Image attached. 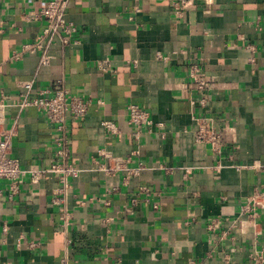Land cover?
<instances>
[{
	"label": "crops",
	"instance_id": "1",
	"mask_svg": "<svg viewBox=\"0 0 264 264\" xmlns=\"http://www.w3.org/2000/svg\"><path fill=\"white\" fill-rule=\"evenodd\" d=\"M46 1L0 0L4 126L17 121L12 155L23 165H48L55 156L54 125L36 107L20 112L16 103L22 81L33 80V96L65 76L73 93L94 101L71 126L72 155L83 171L71 181L68 229L61 219L65 206L52 201L58 182L51 175L39 183L25 180L14 200L0 201V264H59L65 256L70 264H225L221 254L209 255L213 238L231 264H251L256 231L242 206L264 192V171L235 165L264 163V0H197L180 18L170 0H69L67 15L81 29V43L53 52L48 66H40V53L14 59L45 25L26 20L24 12ZM104 58L117 72L97 69L95 61ZM194 64L210 81L204 93L192 82ZM201 97L207 105L192 104ZM130 102L148 109L154 121L139 141L126 114ZM199 115L230 129L222 158L195 141ZM103 119L113 120L120 133H107ZM102 149L114 155L138 150L132 164L148 168L128 183L123 173L106 176L94 163L103 159ZM107 183L118 189L107 192ZM144 186L149 191H141ZM259 211L264 229V208ZM216 217L224 224L213 231L209 223ZM234 221L240 232L222 238Z\"/></svg>",
	"mask_w": 264,
	"mask_h": 264
},
{
	"label": "built area",
	"instance_id": "2",
	"mask_svg": "<svg viewBox=\"0 0 264 264\" xmlns=\"http://www.w3.org/2000/svg\"><path fill=\"white\" fill-rule=\"evenodd\" d=\"M197 0H170L171 7L176 17H184L185 12L191 8ZM206 4L212 3L214 0H202ZM69 0H47L41 7L34 8L24 12L25 19L28 21H45V25L40 32L38 38L33 41L26 42L19 51L14 52V59H21L26 53H40V66L51 65L54 60V54L62 53L69 47L77 46L81 43L79 26L67 15ZM134 67H137L138 61H129ZM95 66L103 73H115V67L111 58L97 59ZM190 76L195 89L199 93H204L209 87L210 81L202 73L199 65L194 64L190 69ZM21 86L25 89L22 98L16 103L20 112L27 107H36L41 110L47 119L54 125L53 144L55 156L48 165H40L31 163L23 165L19 158L12 155L13 136L15 134L17 121L11 128L4 126L6 93L2 91L0 98V181L6 180L8 187L0 186V201L6 196L9 200H14L20 192V186L25 180L29 179L32 183H39L47 176L51 175L57 179L58 186L54 190L52 201L55 204H63L64 211L61 213L62 226L65 229L71 224V213L67 205L70 193L71 181L80 176L83 169L74 160L71 147V126L75 122L83 120L90 106L94 103L89 96L73 93L67 85L65 76L60 77L54 83L46 88L40 89L36 95H30L33 86V80L21 82ZM102 103V100H98ZM199 103L202 106L207 105L205 97L192 100V104ZM128 121L132 127V136L139 141L146 129L154 125L151 113L148 109L136 102L128 103L126 107ZM197 127L194 131L195 141L210 146L213 153L222 158L224 146L226 144L225 136L230 132L229 128L221 127L215 124L212 117L207 115H199L195 117ZM104 130L112 135L119 134V126L110 119H103L101 122ZM102 160L94 159L96 169L109 176L117 173L124 174V182L128 183L129 179L135 175H139L148 166L139 161L134 166L132 164V154H138V150H133L128 155H114L111 152L101 150ZM228 157L232 158V155ZM237 169L249 168L264 171V163L260 160L252 163L235 165ZM223 164L220 162L214 167L220 170ZM171 170L173 167H164ZM107 192H112L118 188L111 183L105 185ZM141 191H149L147 187H141ZM158 208V204H154ZM259 208H264V192L254 193L251 198L242 206V214L252 223L255 229V239L252 251L249 253L251 264H264V229L261 221ZM222 219L214 218L209 223L210 230H218L222 227ZM228 230H223L222 238L229 235L233 230L240 232V226L237 221L231 222ZM261 226V227H260ZM8 225H4V231L7 233ZM232 239H237V235H233ZM215 245L210 256L218 253L224 260L225 264H231V257L224 248H219L216 238L212 239ZM217 243V244H216ZM30 247H35L39 243L28 242ZM59 264H70V257H63Z\"/></svg>",
	"mask_w": 264,
	"mask_h": 264
}]
</instances>
